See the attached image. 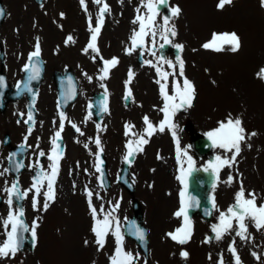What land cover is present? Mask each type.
<instances>
[{"label":"rangeland","instance_id":"obj_1","mask_svg":"<svg viewBox=\"0 0 264 264\" xmlns=\"http://www.w3.org/2000/svg\"><path fill=\"white\" fill-rule=\"evenodd\" d=\"M2 1L6 7L7 16L1 28V36L4 42L3 47H7L8 63L12 65V67L22 62L24 58V55H20L22 47L25 48V54L28 51L26 49L31 47L34 43V37H36V33L34 32H41L39 31L41 26L37 27V24L39 22L41 23V21L36 20V22L35 16L36 19L42 17L44 23L43 25L39 24L42 25V28L47 23L52 27L55 25L54 28L56 29L60 27V25H58L59 23L64 24V17H61V13L68 12V5L71 3L76 9L77 3V0H45L42 8H37L31 0H19V2H15L14 0ZM143 2L144 0H131L124 6V0H102V3L99 4L100 9L104 3H110V11L103 16V28L100 32L99 40V47H104L107 54L114 49L110 48L111 46L119 48L127 46L128 38L132 30L131 29L129 32L132 26L129 23L130 12L132 7H137L139 10L146 11V6ZM217 2L218 0H208V9L205 13L196 14V20L201 21V27L203 25L204 31L202 30L200 32L197 28L192 27L194 17L192 19L190 15V13L192 14L190 0H165V3L159 9V14L161 12L166 14L160 15H162V17H169V25L175 28L176 35L173 37L170 34V37L175 38L176 44L183 45V49L178 50V55L184 62V77L191 79L195 87V99L192 102V107L188 108L187 111L176 118V120L180 122L182 118H184L183 123H186V128L183 130L180 129V126H175L178 129H173L176 138H179L178 147L180 152L179 157L178 153H174L166 166L168 167L166 173L170 181L171 179L173 181L172 186L164 187L166 186V183H164V176L157 175L155 177L156 173L151 174L153 172H150L152 166L156 164L152 159H146L144 163L145 170L141 169V172L136 174L135 178L138 184L134 196L140 204L149 230V257L147 260L142 259V255L138 251L135 243L124 237V251L132 253L133 256L139 255V259L135 260L134 264H179L180 260L183 259L180 256L181 251L188 252L189 255L186 259L188 264H219L221 258L223 264H235V259L229 251L230 245L235 248L236 254L240 259V264H264V229L258 230L253 221H246L247 233L245 239H241L236 235L238 228L235 221H233V228L226 232L220 240L214 238L215 233L212 231V227L220 223V213H227L228 208L235 204L236 193L240 191L241 187H243L246 197L248 193H254L257 205L264 204V81L257 75L258 68L259 70L264 69V7H261L260 0H232L234 3L232 7L226 6L224 9H218L216 7ZM243 6H247L246 10L249 15L248 29L254 38L251 44V51H248V58L244 64V75L240 82L249 87L251 94L258 91L259 104L256 108H251L249 92L239 84L238 80H231L233 85L237 87L233 94L227 93V74L230 73V71L227 69L226 60L222 59H226V56L229 55L228 53H233L229 48H224L225 50L220 51L222 54L219 55H207L210 59H214L217 63L216 65H212L210 61H201L203 66H200L198 63L199 56H206L203 53H207L208 51L216 52L206 50L202 47L204 43L212 40L213 33L219 31L216 28L237 30L238 33L242 35L243 43L246 45V37L240 26L235 28L232 23H220L217 20V15L232 16L233 14L230 15L228 12H235L236 9L241 10ZM123 7L129 8L130 10L127 17H122L120 15V11L123 10ZM173 7L180 8L181 11L178 16H171V9ZM99 9L96 12H94V8L91 12L89 10V15L98 14ZM14 10H18L24 15H27L28 19H26L25 32L24 28L22 29L23 24L18 21V19H21L20 16L16 14L14 17L13 15ZM79 20L84 30L81 15H79ZM91 20L93 19L91 18ZM35 23L37 24L35 25ZM53 23L55 24L53 25ZM66 23L68 27L73 28L74 21L72 23V19H68ZM71 30L72 29L64 27L63 32H70ZM58 32L61 38L63 32L61 33L60 30H58ZM84 35L83 33V39ZM42 41L44 42V40ZM45 45L46 48L49 47L47 44ZM49 51L50 50L46 51L48 58L51 55ZM244 52L245 48L240 50L236 55H232L231 59L240 58ZM94 54L95 52H89V55ZM207 62H210L209 66L212 70L209 69V66H204ZM148 63L146 62L145 66L139 71V76L144 75V79L146 80L145 83L140 80L138 85V87L140 86L142 95L144 94V88L152 92L155 90L151 78L148 77V75L152 77V73L149 69L150 66L147 65ZM88 64L91 65V67H96L91 57L88 59ZM168 73L173 75L174 78L184 79V77H181L179 74L178 64H175L174 67H168ZM207 73H209V77L216 80V88L212 87L210 84L208 87L211 90H215V93L224 97V103H220L216 100L217 105L222 107L218 112L215 110H202L200 107L203 101L204 80L206 83H209L206 77ZM95 81L96 80L90 83V88L94 87ZM149 86H152V88ZM237 91L240 94V98L236 95ZM43 94L44 96H48V92L44 91ZM173 94V92L170 93V95ZM40 104L42 103L40 102ZM254 105L257 104L254 103ZM21 113L22 108L16 105L0 113V172L3 173V175H0V196L2 197V203L0 205V244L7 238L3 220L7 218L10 210L13 212L16 211L13 203L11 205L8 204V194L4 191L10 179L8 173L4 171L6 148L1 143V137L5 132H8L13 142H20L21 140L27 139L26 141L29 144L31 143L32 146H34L36 142L35 140H28V138L34 135L32 134L33 130L29 133V131L23 130V126H17L14 123V116ZM229 114H231L233 119H241L246 137L252 132H255L256 135L251 136V138H246V140L241 143V153L236 157L231 167L224 166L218 171L219 175L215 187H212L209 192L212 203L214 201L215 204V207H213V217L208 221L199 220L197 216L192 217L191 222L193 223V231L191 238L188 243L180 245L173 241L167 234L175 232L183 223V216L177 217L174 215L180 209L178 199L182 190V184L177 180V176L181 174V169H186L189 157H191L192 164L195 166H204L214 163L216 162L217 156L229 160L232 157V152L214 146L205 156L200 157L195 155L190 146L191 133L199 131L208 133L217 128V126L211 128L213 123L215 124L219 121V118L225 121ZM173 124L175 123L173 122ZM111 131L119 132V127L110 129L109 135L112 136ZM120 141L121 138L118 134L117 143ZM105 143L103 149L106 152L108 165L114 168L118 161V157L116 156L118 151V148H116L117 144L113 145V143H111L110 148L108 145V137ZM78 157L82 158V154ZM160 164L162 163L160 162ZM148 174L153 185L150 187V190L148 189V193L144 194L140 191V186L143 184L144 180L149 179ZM229 177L232 178L230 183L228 182ZM68 182L69 174L66 173V176L60 179L56 187L55 196L57 197L61 194L59 200L49 202L47 210L43 207L45 202L44 196L34 209L32 206L34 194L27 193L24 200V211L28 227L31 229L34 221L39 225L36 228L35 247L32 251H17L15 256L0 257V264H81L80 254L74 255L70 249L66 251L59 250V246H61L64 237L71 238L70 242L75 250L83 247V238L86 235L93 234L91 231L93 221L92 223L89 222V219L93 220L91 217L92 215L91 213L89 214V219L86 217V213H89V211L85 210L84 204L80 202L79 197L72 196L70 193L72 189ZM63 185H67L65 189H63ZM72 185H74V183H72L71 186ZM90 192L93 194L92 199H95V192ZM105 193L106 194L101 195L100 201L92 202L99 212L100 219H103V214L99 210L104 209L103 213H107L106 208L111 204L110 199H112L114 200V205L117 202L119 203V208L117 209L115 217L118 219L119 223H121L131 212L128 201L129 195L122 189L119 194L110 191ZM71 196L79 202L80 213L83 218L82 226L77 223H69V220L73 216V210L69 208L66 201L67 198ZM159 198H167L170 203L167 205L166 209L164 208L162 214L160 213L161 215H157L156 219L153 221L149 219L148 215L152 208H159L157 204V202L160 201ZM170 211L174 215L171 222L168 221V217L171 216ZM161 222L165 223L161 224ZM73 225L76 227V231H73ZM8 230H10V228ZM206 239L208 240L207 243H205ZM105 245L109 246L110 242L106 241ZM111 253L112 252L109 254ZM253 253L256 255L254 256ZM101 255L105 260L104 253H101ZM85 256V263L90 264L92 259L95 258L93 247L86 250ZM109 258L110 255H108L104 261L105 264H107Z\"/></svg>","mask_w":264,"mask_h":264},{"label":"snow or ice","instance_id":"obj_2","mask_svg":"<svg viewBox=\"0 0 264 264\" xmlns=\"http://www.w3.org/2000/svg\"><path fill=\"white\" fill-rule=\"evenodd\" d=\"M165 0H159V3L163 4ZM94 3L101 4L102 0H94ZM232 3V0H218V3L216 7L218 9H223L225 5H229ZM81 7L85 9L86 11V5L85 0H80ZM261 7H264V0H260ZM149 15L146 17L137 16L136 20L133 21V23H136L139 21V31H134L132 36L130 37L131 41V48L126 49V53H131V51L137 47L143 48L144 47V38L151 34V36L154 38L156 35H159L161 39L164 40L165 44L169 43L168 34H171L173 37L176 35L175 28L173 26L169 25V17L165 16L163 20V25L159 26V31L154 30L157 26L155 25V9L153 5V0H148V3L146 5ZM110 11L109 6L104 3L102 7L99 9V13L96 20V26L93 28L91 26V21H89V31L91 32V37L89 40V43L87 44L86 48L84 49V52L87 53L88 50H91L92 52L97 53L99 55V50L96 46V41L99 35V32L101 30L102 24H103V16L105 13H108ZM139 11V9L137 10ZM180 8L173 7L171 9V16L175 17L180 14ZM4 13L2 10H0V16H3ZM61 16L63 17V13H61ZM72 41V37L69 36L65 43ZM219 41V43H217ZM224 45H228L230 48V51L235 53L238 52L241 48V41L240 37L236 33H223V34H217L213 33L212 40L210 42H206L202 45V47L206 50H212L216 52L224 51ZM163 47V45H161ZM175 47L178 50L183 49V45L176 44ZM40 55V45L39 42H37L35 46V50L29 54V63L25 65V71H28L31 69V74L29 75V80H35L39 76V68L36 66L35 63H33L34 59L39 57ZM150 63V62H149ZM169 64V67H172V63L169 61L167 62ZM118 64L117 58H113L111 60L104 61V68L102 70V75L99 77V79L104 80L108 78V74L111 68H114ZM176 64L179 65V74L181 77H184V62L181 59L179 55L176 56ZM156 67V66H154ZM156 71L158 76L160 77V80H157L156 82L160 84V95L164 100V107L161 109V111L164 114V119L160 121L158 126H154L147 116H145L144 124H145V130L144 133L139 135L134 141L130 140L126 145V155L124 157V161L126 163L130 162L129 158L134 157V155L138 152L143 151V146L146 145L149 141L148 138L151 137L154 133L157 131L164 132L167 128L169 131H172L175 128V125L172 123V117L176 114L177 111L181 109H186L192 107V102L195 99V87L192 84L191 81H189L186 77L183 79V85L182 87L179 85V83L173 81V95H169L166 90V84L161 83V80L167 81V78L169 76V73L162 72L159 67H156ZM258 77L262 80H264V69H261L260 72L257 74ZM89 81H91V77L88 78ZM132 79V73L129 72V79L125 82V88L126 98L131 96V91L128 89V84L131 82ZM3 85V81L0 80V86ZM25 88L27 89V85H25ZM30 91V89H27ZM35 99V97H33ZM107 111V109H104ZM33 119L31 112L28 114V120L31 121ZM66 117L63 113L60 114V130L57 131L52 138V154L48 155L49 161H51V164L49 165L51 171L50 173H37V177L33 182L32 189L35 190V193L37 195L40 194V189L42 186V181H47V190L43 192V196L45 198L44 202V209L47 210L49 207V202L53 201L55 199V192H54V182L56 180V177L59 172V160L62 158V151L59 148L58 141L61 139V132L64 129V120ZM71 123V122H70ZM72 127L76 129L77 132H79V129L76 127L75 124H72ZM99 128V125L97 126ZM132 125H125V135L128 136L129 134L136 135L135 133H131ZM31 132V129H29V133ZM82 134V133H81ZM173 138L175 139V132L173 131ZM208 139L212 141V144L214 147H219L221 149H224L226 151L232 152L231 159L227 158H221L220 156L216 157V162L210 163L207 168H205V171H208L209 169L212 170L213 175L218 173L220 168L224 166L231 167L232 163L235 162L236 157L239 155L241 151V143L246 140V138H251V136H255L256 133L252 132L249 136L246 137L245 135V129L242 126V121L240 118L233 119L231 117V114H229L228 118L225 121L219 122V126L206 133ZM95 143L100 148V140L97 138L95 140ZM87 147V145H85ZM102 151V149H100ZM179 148L177 149L178 157H179ZM40 156H44V152L39 153ZM15 154H11L9 156V159L12 160L14 158ZM159 158V157H158ZM97 165H96V171L100 172V155L97 153ZM22 165L17 164V170ZM188 168L189 173L192 169V160L191 157L188 158ZM4 171H8V169H5ZM0 175H3L2 172H0ZM231 177H229L228 182H231ZM177 180L181 182V184H184L185 182V172L183 169H181V174L177 176ZM213 187H215V183H213ZM4 191L8 194V204L11 205L13 202V197L15 199L19 200L23 196H27V192L20 193L18 182H13L11 187L5 188ZM87 196L89 197V209L92 215L93 224L91 231L94 234L96 238V244L98 245V250L100 248L104 247L105 244V238L107 235L111 234L115 237L116 241V248L114 254L110 257V264H134V261L139 259V255L133 256L132 253L125 252L123 249V235L120 231V223L118 219L113 215V213L119 208V203L117 202L113 207L112 210L103 213V209H101V212L103 214V219H97V210L92 206L91 204V192H86ZM180 209L175 213L177 217L183 216L184 217V225L181 228L176 229L173 233H168L167 235L176 243L180 245H184L188 243L189 239L191 238L192 229H191V221L188 218L187 215V207L185 202V192L182 190L180 192ZM192 198L189 197V200ZM37 199L36 196H33L32 199V206L35 209L37 207ZM213 207H215L214 201H213ZM23 216V209L17 208L15 212L9 211L8 216L6 219L3 220V225L6 229V236L7 238L4 240L2 244H0V257H8V256H15L17 251L20 249L22 241H23V232H31V237L33 241V246H35L36 241V228L39 226L35 221L32 224L31 229L26 227L21 220V217ZM251 220L254 222L255 227L260 230L264 229V204L257 205L256 203V197L254 193H248L247 197L245 196L244 189L241 187L240 191L236 193L235 196V204L231 205L227 213L221 212L219 221L220 223L218 225H214L212 227V231L215 233V239L220 240L222 239L223 235L231 230L233 228V221H235L238 230L236 231V235L239 236L241 239L246 238L247 233V224L246 221ZM113 222H115V227H113ZM10 228V230H8ZM129 234L134 235L138 240L143 242L145 240V233L140 228H135L134 232H130ZM208 240H205V243H207ZM87 243V241H85ZM229 251L232 253L235 264H240L239 256L236 254V250L231 245L229 246ZM188 252L181 251L180 256L183 259L188 258ZM255 256L256 254L253 253ZM258 258V257H257ZM219 264H223V260L221 258Z\"/></svg>","mask_w":264,"mask_h":264},{"label":"bare ground","instance_id":"obj_3","mask_svg":"<svg viewBox=\"0 0 264 264\" xmlns=\"http://www.w3.org/2000/svg\"><path fill=\"white\" fill-rule=\"evenodd\" d=\"M15 2H19V0H14ZM238 1V0H237ZM240 1V0H239ZM218 3V2H217ZM233 2L231 4L228 5V7H232L233 6ZM70 5V4H69ZM227 5H225L226 7ZM215 7V5H214ZM224 7V8H225ZM247 7V6H246ZM246 7L243 6L241 8V10L236 9L235 12H228L230 15L232 16H223V15H217V20L220 23H232L234 24V27L237 28L238 26H240V28L243 30V33L245 34L246 37V45H244V41L243 38L241 37L242 35H240L238 33L237 30L235 29H228V28H216L217 30H219L218 32H222V33H236L239 37H240V41H241V48L240 50H242L243 48H245V52L244 54L237 59H231L232 55H236L237 53L240 52V50L238 52L235 53H228L229 55L226 56V59H222V60H226V65H227V69L230 71V73H228L227 75V82H226V89H227V93H231L233 94V92L236 90L235 88L237 87L236 85H233V83L231 82L232 79L238 80L239 84L245 88L248 92H249V102H250V106L251 108H256V106H258L259 104V93L258 91L256 93L251 94L249 91V87L243 85L240 81L242 80V77L244 75V64L246 59L248 58V51H251V44L253 41V35L252 33L249 31V15L247 13ZM190 8H191V12L190 13L192 19L194 17L193 20V25L192 27L197 28L198 31H202L203 30V25L201 27V21L196 20L195 16L197 13L203 14L205 13V11L208 9V0H190ZM223 8V9H224ZM72 9V8H71ZM70 9V10H71ZM17 11V13H16ZM221 13V12H219ZM16 14H18L20 16L21 19H18V21L22 22L23 20L24 25L26 24V19H28L27 15H24L22 12L18 11V10H14L13 11V15L14 17L16 16ZM42 19V17L40 18V20ZM74 23H76V19L72 18ZM48 31H52L51 27H48L47 29ZM204 31V30H203ZM229 48L228 45H225L224 48ZM230 49V48H229ZM206 56H199V60L198 63L200 66H203V64H201V61H210L212 65H216L217 63L214 61V59H210L209 57H207L208 54L210 55H219L222 54L221 52H211L208 51L207 53H203ZM210 62H207L206 64H204V66H209ZM209 69L212 70V68L209 66ZM260 72L259 68H258V73ZM120 74V73H119ZM209 73H207L206 77H207V81L209 83H206V81L204 80V91H203V101L200 104V107L202 110H215L216 112H218L219 110L222 109L221 106L217 105V101H219L220 103H224V97L221 96L218 93H215V90H211L208 86L209 84L216 88V80L214 78H211L208 76ZM251 81V80H250ZM264 81V80H263ZM252 82V81H251ZM236 95L238 98H240V94L238 93V91L236 92ZM247 98V97H245ZM254 103H256L257 105H254ZM223 112V111H222ZM228 113V112H227ZM144 132H140L137 134L136 138L143 134ZM153 137L157 138V140L150 142L149 144H146L143 146V151L142 152H138L139 155V159H138V163L143 164V158L146 155V153L148 154V156L152 157L153 159H158V157H162L164 159H168L172 154H173V147H172V141L170 139V137L168 135H165L162 132L157 131L156 133H154L152 135ZM135 138V139H136ZM146 147L147 151L146 153L144 152V148ZM71 149H75L74 146H71ZM241 153V151H240ZM239 153V154H240ZM163 167H160L155 173L156 176L157 175H161L162 177L164 176V183H166V186L164 187H171L172 186V179L170 181L169 176L167 175L165 169L161 170ZM162 182V181H161ZM142 193L147 194V191L141 190ZM72 194V196H77L80 198V202H82L83 204H85V194L82 191H78V190H74L70 192ZM68 197L66 204L69 206V208H71L73 210V216L72 218L69 220V223H77L79 225H83V218L82 215L80 213V205L79 202L75 199ZM160 201L157 202L158 207L160 208H152L151 212L149 213L148 217L150 220H155L157 215H161L162 212L164 211V208L166 209L167 205L170 203L169 199L167 198H159ZM60 208H65V207H60ZM112 210V207L110 208V211ZM160 210V212H159ZM58 212V211H57ZM161 213V214H160ZM171 216L168 217V221H172L173 220V214L170 211ZM162 218V216H161ZM159 219V217H158ZM164 220V219H163ZM164 224L165 222H161V224ZM160 224V225H161ZM76 227H74L73 225V231H76ZM71 238L70 237H64L62 239V244L61 246H59V250L60 251H66L67 249H70L74 255H81V264H86L85 260H86V256H85V252L86 250H89L90 247L93 246L94 243H85V239L83 238V247L81 248H77V249H73V246L71 245L70 242ZM72 246V247H71ZM69 247V248H68ZM79 257V256H78Z\"/></svg>","mask_w":264,"mask_h":264},{"label":"flooded vegetation","instance_id":"obj_4","mask_svg":"<svg viewBox=\"0 0 264 264\" xmlns=\"http://www.w3.org/2000/svg\"><path fill=\"white\" fill-rule=\"evenodd\" d=\"M48 48H42L43 52H46L47 50L55 51L54 42H49ZM78 48L81 49V51H78ZM113 48V47H110ZM65 51H67V48H64ZM70 56L71 58H54L52 60V63L60 64L62 65L61 68H67L69 67L73 72L75 73V76L78 80V82H85V77L89 71L88 62H87V53L84 52L83 46L81 45H75L74 47L70 48ZM106 55H112L114 53H117V49L114 48L110 53H106ZM65 53V52H64ZM166 57L162 58L161 64L165 65ZM57 69H51L49 72L50 79L54 78V72ZM46 76V71L45 75ZM118 75H109V77L104 80V88L107 90L106 94V104L105 108L107 111H104L102 114L99 123V135L100 137H104L105 127L106 125L110 124H120L121 119H128L131 123H141L143 122V118L145 116L152 117V115L156 112V110L152 107V103H158L157 96L150 90L144 88V94L142 95L140 92V86L139 84L134 83L133 88L137 92L135 96L131 95L128 98H122L121 96V85L118 84ZM52 87L55 88L54 84H52ZM152 88V86H150ZM125 108V111L121 112L122 106H128ZM67 121L69 122H75L77 125L84 131V138L86 137L87 132V119L85 117V111L83 108L79 109H73L68 113ZM144 123V122H143ZM115 183L117 186L119 183L115 180Z\"/></svg>","mask_w":264,"mask_h":264},{"label":"water","instance_id":"obj_5","mask_svg":"<svg viewBox=\"0 0 264 264\" xmlns=\"http://www.w3.org/2000/svg\"><path fill=\"white\" fill-rule=\"evenodd\" d=\"M5 89H6V87H4V88L1 87L0 92H2V90H5ZM204 143L205 142H203L202 140H199V141L196 142V147L198 148L200 146L199 149L202 151V148H203ZM19 150H20V153L23 154V152H24L25 149L19 148ZM13 153L15 154V152H12L11 154H13ZM16 163L19 164V165L21 164V156H18V155L15 154L14 158L12 160H10L11 168H16V166H15ZM196 179H197L196 176H192L191 177V179H190V181H191L190 189H189V191L187 193V198L185 199L186 205H188V207H187L188 212H192V211H190V209H195V208L203 207V205H204V207L202 209L206 208L205 207V205H206V202L205 201L198 202L196 200V196L198 194V190H196V188H197V186H196V184H197ZM212 180H213V176L210 174L208 176V178H207V184L209 185L210 182H212ZM189 197H191L192 199L189 200ZM207 214H209V211H208ZM21 220L23 221L24 225L26 226V223L24 221L23 216L21 217ZM137 227L140 228V226L137 225L135 222H132L130 224H127V226H126V232L128 234L130 232H134L135 231V228H137ZM25 233L26 232H23L22 233V235H23V241H22L21 247L23 245V242H25V241H27L28 244H29V246L32 247L33 246V241H32L31 234L29 236V239L26 240L24 238V234ZM144 233H145V240L143 242H141L140 240L137 239V242L140 243V245L142 246V248L144 250H146L147 239H146V232L144 231ZM183 264H185V263L183 262Z\"/></svg>","mask_w":264,"mask_h":264}]
</instances>
